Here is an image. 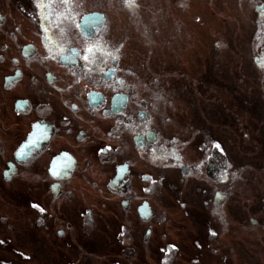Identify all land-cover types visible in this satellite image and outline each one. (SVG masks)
<instances>
[{"label": "rangeland", "instance_id": "1", "mask_svg": "<svg viewBox=\"0 0 264 264\" xmlns=\"http://www.w3.org/2000/svg\"><path fill=\"white\" fill-rule=\"evenodd\" d=\"M171 2L184 6L181 14L174 20L166 14L156 31L154 20L174 9ZM29 3L0 0V9L11 15L6 29L0 26V45L8 47L9 57L15 46L9 31L14 22H26L23 8ZM262 4L156 0L130 19H116L114 29L129 30L125 36L114 31L124 47H114L113 57L121 59L123 52L127 61L120 74L153 102L161 94V107L144 108L159 119L156 127L168 138L161 149L162 164L135 151L127 134L131 166L149 171L158 185L130 184L128 192L109 189L106 185L115 174L108 171L95 173L100 176L90 181L80 173L70 174V179L49 176L47 183L17 173L11 179L4 176L6 183L1 176L0 264H264V13L256 10ZM60 75L57 91L64 94ZM154 75L159 87L152 83ZM131 107L140 110L136 102ZM65 108L60 103L61 115L52 117L60 121ZM76 125L88 127L80 121ZM66 139L61 136L55 145L69 146L81 158L84 150L74 135ZM190 139L195 140L192 145ZM62 140L67 142L59 145ZM217 142L228 156L230 175L220 167L224 153L215 148ZM87 145L99 144L90 140ZM124 165L113 169L118 173ZM37 167L36 175L45 173L43 163ZM191 169L194 173L188 174ZM196 171L203 172V180ZM54 181L73 193L53 194ZM133 189L137 195H131ZM217 190L226 201L222 215L210 204ZM125 200H130L128 216ZM143 201L150 204L151 217L146 206L138 212ZM169 244L177 249L168 252Z\"/></svg>", "mask_w": 264, "mask_h": 264}, {"label": "flooded vegetation", "instance_id": "2", "mask_svg": "<svg viewBox=\"0 0 264 264\" xmlns=\"http://www.w3.org/2000/svg\"><path fill=\"white\" fill-rule=\"evenodd\" d=\"M152 1L156 0H30L29 5L24 6L26 22H14L13 29L9 31V41H15L12 55L9 57L6 45H0V67L9 65L6 70L0 69V177L11 179L17 173L19 178L29 180L35 177L39 182L47 183L49 176L69 178L70 174L75 177L80 173L83 179L90 181V177L108 171V174H115L106 185L109 189L128 192L133 188L130 184L140 188L150 182L148 187L158 185L149 171L141 166H131L127 134L132 135L135 151L143 156L148 154L162 164L161 149L168 138H164L166 135L156 127L159 119H155L151 110L144 108V104L150 107L160 105L161 94L156 93L155 102L149 100L145 92L138 94V84L120 74L127 64L124 53L121 59L113 57L114 47H124L123 43L115 40L114 31L123 36L129 33L128 29L121 31L119 26L113 28L116 19L127 15L130 19L144 7L148 8ZM261 2L264 4V0ZM169 5L174 9L169 8L154 20L156 31L166 14L173 20L177 19L176 14L178 17L184 7L173 2ZM87 17L90 18L85 21ZM10 18L9 13L0 9L1 29H6ZM8 58L11 59L9 63ZM60 72L64 77V94L57 91L61 82ZM126 72L134 73L131 68H126ZM136 76L142 77L140 74ZM144 80L146 78H142V82ZM153 80L152 83L159 87L158 75H154ZM133 102L139 105V111L138 107L132 109ZM60 103L66 107L67 114L58 121L52 116L61 115L57 111ZM79 121L88 127L76 125ZM114 127L118 129L117 133H114ZM91 130L94 131L91 133ZM71 134L84 150L81 158L80 153L69 146L60 148L55 145L61 136L71 139ZM66 140L60 141L59 145ZM90 140L99 145L88 149L90 145H84ZM194 141L190 139V144ZM216 145L223 151L219 142ZM181 148L177 149L178 155ZM22 151L27 155H21ZM224 155L220 167L228 175L226 168L229 164ZM55 160L60 161V166L50 168ZM38 163H43L45 170L39 176L36 175ZM118 163L125 164L119 174L113 169ZM97 172L100 175L95 174ZM193 173V169L188 171V174ZM196 175L203 180V172ZM93 184L100 186L96 181ZM62 187L58 181L51 184L55 195L60 190L63 197L66 191L73 193L72 188ZM137 194L138 190L133 189L131 195ZM70 197L66 195V198ZM128 201L122 202L128 211L125 212L127 216L130 209L127 208ZM144 206L149 209L151 217L153 212L148 201L137 207L138 212ZM149 234L150 230L145 238ZM123 242L129 244L126 238Z\"/></svg>", "mask_w": 264, "mask_h": 264}, {"label": "bare ground", "instance_id": "3", "mask_svg": "<svg viewBox=\"0 0 264 264\" xmlns=\"http://www.w3.org/2000/svg\"><path fill=\"white\" fill-rule=\"evenodd\" d=\"M257 10H258V12H260V13H264V4H263L262 6H258V7H257ZM89 18H90V17H87V18L85 19V21H88Z\"/></svg>", "mask_w": 264, "mask_h": 264}, {"label": "snow or ice", "instance_id": "4", "mask_svg": "<svg viewBox=\"0 0 264 264\" xmlns=\"http://www.w3.org/2000/svg\"><path fill=\"white\" fill-rule=\"evenodd\" d=\"M215 147H216L217 149H219V145H215ZM20 154H21V155H27V153H25V152H23V151H22Z\"/></svg>", "mask_w": 264, "mask_h": 264}]
</instances>
